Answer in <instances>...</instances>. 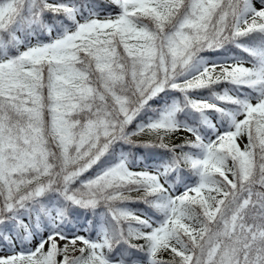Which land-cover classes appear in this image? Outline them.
Instances as JSON below:
<instances>
[{"label": "snow or ice", "instance_id": "1", "mask_svg": "<svg viewBox=\"0 0 264 264\" xmlns=\"http://www.w3.org/2000/svg\"><path fill=\"white\" fill-rule=\"evenodd\" d=\"M0 264H264V0H0Z\"/></svg>", "mask_w": 264, "mask_h": 264}]
</instances>
